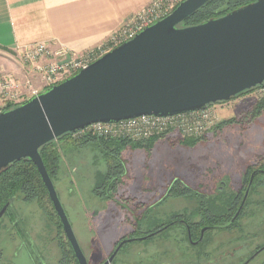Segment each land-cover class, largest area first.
<instances>
[{"label":"rangeland","instance_id":"obj_1","mask_svg":"<svg viewBox=\"0 0 264 264\" xmlns=\"http://www.w3.org/2000/svg\"><path fill=\"white\" fill-rule=\"evenodd\" d=\"M7 57L0 50V65L11 61ZM2 70L0 74H9ZM261 100L264 90L256 89L219 104V122L235 123L220 129L217 125L193 147L165 140L150 151L125 149L121 156L125 175L112 200L95 193L107 173L102 152L87 146L63 156L54 185L88 263L102 264L122 241L167 225L178 214L183 213L186 220L201 201L219 198L223 203L233 194L243 195L250 173L264 160V113L246 117ZM221 180L228 186L219 194ZM261 180L264 177L258 176L254 181L245 209L231 227L205 231L203 242L194 245L187 239L185 226L177 225L149 241L128 244L112 264H244L264 246ZM176 181L198 196L169 197L156 205ZM190 220L199 223L201 217ZM61 232L36 202L16 200L0 222V264H61L60 244L67 241ZM234 249L230 258L218 260ZM252 258L249 264H264V251Z\"/></svg>","mask_w":264,"mask_h":264},{"label":"water","instance_id":"obj_2","mask_svg":"<svg viewBox=\"0 0 264 264\" xmlns=\"http://www.w3.org/2000/svg\"><path fill=\"white\" fill-rule=\"evenodd\" d=\"M210 1L185 0L165 19L88 68L0 112V173L16 161L33 162L78 264L89 263L40 155L43 146L96 123L201 111L264 85V0L218 19L180 27ZM251 186L252 182L226 226L240 215ZM13 203L0 211V222ZM168 227L122 241L103 264H112L129 242L152 239Z\"/></svg>","mask_w":264,"mask_h":264},{"label":"trees","instance_id":"obj_3","mask_svg":"<svg viewBox=\"0 0 264 264\" xmlns=\"http://www.w3.org/2000/svg\"><path fill=\"white\" fill-rule=\"evenodd\" d=\"M256 1L258 0H211L208 4H206L200 10H198L196 13H194L192 16L186 19L180 25V27L196 26L204 22H207L208 20L211 19H218L224 17L227 14L241 7L254 3ZM256 89L264 90V85L262 87H257ZM256 89L246 91L241 95H239L237 98H240ZM15 107L18 106L7 105L5 108L2 109V112L11 110ZM263 113H264V100H261L258 101L251 108V110L248 112L246 117L256 118L261 116ZM234 123L235 120L221 122L216 129H220L223 126L231 125ZM203 138L184 139L180 135H172V136L153 138L144 142H132L123 139H104L89 134L80 136L78 138H74L71 134H66L58 138L57 140L43 146L40 149V155L54 183V179L57 178L59 174L63 156H66V154L70 153L71 151L76 152L87 146H91V147L93 146L97 148L100 152H102L103 156L106 159L107 173L102 178V181L97 184L98 186L95 189V193L98 197L102 199L112 200L113 197L118 193L119 187L122 184V178L125 175V165L121 157L125 149L130 148L132 150L142 149L145 151H150L157 144V142L164 139H167V141L174 140L184 146L193 147L198 140L200 141ZM255 170H264V160H262L252 171ZM253 184L254 182L252 183L250 192L253 188ZM247 189H248V185L246 186L243 195L241 192L238 194H233L228 198V200H226L223 203L219 198L217 201L214 202L211 199V202L209 201L210 203L207 202L208 200L201 201V204L199 205L198 209L194 211L193 214L187 213V215L189 216L186 218L185 228H186L188 241L190 242L189 235H191L192 241L195 240L199 241L202 230L206 229L207 227H209V229H207L206 232H210L216 229H227L231 227L233 224H235L237 221L234 222L232 225L229 226L225 225L239 211V208L242 205V201ZM197 196L198 194H196V192H193L190 188L186 187L184 184L182 185L181 181H176L174 185L169 187L167 194L161 200V202H159L156 205L163 204L164 199H167L169 197L171 198L183 197L184 199H188V198H196ZM12 200H14V202L16 200H22L24 203L36 202L40 206V208L44 211V213L51 219V221L55 222L59 226V229L62 231L61 233L64 232L62 224L58 216L56 215L54 207L49 198L48 191L45 185L43 184L38 169L33 164V162H31L28 159H22L20 161H16L12 163L8 169L0 173V211L4 208V206H6ZM245 205L246 203L244 204L240 212V215L238 216V219L242 215V212L245 209ZM11 208L12 206L8 209L5 215H7L10 212ZM199 216L201 217V221L199 223L189 222L190 218L199 217ZM175 218H181V217L176 216L174 217V220ZM172 221L167 225H163V224L158 225V227L153 231H148L142 235L138 234L136 238H141L150 235L152 233L161 230V228L163 229L165 226H169L163 233L158 235L160 236L162 234H165L167 231L173 229L175 226L181 225L179 223L171 224ZM135 242H140V241L135 240L129 242L128 244ZM202 242H200L199 244H201ZM128 244H126L125 246H127ZM60 246L64 257L61 264H78L69 241L67 240L66 242H61Z\"/></svg>","mask_w":264,"mask_h":264},{"label":"built area","instance_id":"obj_4","mask_svg":"<svg viewBox=\"0 0 264 264\" xmlns=\"http://www.w3.org/2000/svg\"><path fill=\"white\" fill-rule=\"evenodd\" d=\"M184 1L153 0L123 23L104 44L86 53L71 52L61 44L54 48L52 42H39L19 48V56L28 69L23 79L10 74H0V112L7 105L20 106L88 68L105 54L134 39L144 29L165 19ZM42 60L48 62L41 65ZM34 73L40 75V88L34 85L32 79ZM218 106L219 104H212L201 111L166 117L149 115L116 123H96L71 135L78 138L89 134L104 139H123L132 142H144L172 135L200 139L220 124Z\"/></svg>","mask_w":264,"mask_h":264},{"label":"crops","instance_id":"obj_5","mask_svg":"<svg viewBox=\"0 0 264 264\" xmlns=\"http://www.w3.org/2000/svg\"><path fill=\"white\" fill-rule=\"evenodd\" d=\"M152 1L0 0V50L11 60L0 67L23 79L28 66L20 58L18 49L39 42H52L54 48L61 44L78 54L93 50ZM47 62L42 60L40 64ZM32 79L40 88L39 73H34Z\"/></svg>","mask_w":264,"mask_h":264},{"label":"flooded vegetation","instance_id":"obj_6","mask_svg":"<svg viewBox=\"0 0 264 264\" xmlns=\"http://www.w3.org/2000/svg\"><path fill=\"white\" fill-rule=\"evenodd\" d=\"M258 176H262V177H264V170H255V171H252L251 173H250V177H249V182H248V186H249V184L252 182H254L255 180H256V178L258 177ZM261 182V184H262V186L261 187H263L262 189L264 190V181H260ZM219 184H220V186L218 187V193L219 194H222V193H224V190H225V188L228 186V183L225 181V180H221L220 182H219ZM177 217H181V218H175V220H173L172 221V223L171 224H173V223H179V224H181V225H183V226H185L186 227V220H184L183 219V213H181V214H178V215H176ZM235 217V215L232 217V219ZM232 219L229 221V222H231L232 221ZM238 220V218L236 219V221ZM235 221V222H236ZM229 222H227L225 225H227V224H229ZM165 227H167V226H165ZM162 229V228H161ZM207 229H209V227H207L206 228V230ZM204 236V235H203ZM203 236H202V233H201V236H200V239H199V241H202V238H203ZM190 239V238H189ZM199 241H196V242H194V241H192V237H191V240H190V242L191 243H194V245L195 244H197V242H199ZM116 250V249H115ZM262 251H264V246H262L261 248H259L258 249V251L255 253V254H258V253H260V252H262ZM236 252V250L234 249L232 252H227V253H224V254H222L221 256H219L218 257V260L219 259H221V260H223V259H226V258H230L229 256L231 255V254H233V253H235ZM114 253V252H113ZM112 253V254H113ZM111 254V255H112ZM254 254V255H255ZM111 255L109 256V258L111 257ZM254 255L253 256H251V258H249L244 264H249L251 261H252V257H254ZM118 256V255H117ZM228 256V257H227ZM108 258V259H109ZM107 259V260H108ZM116 259V258H115ZM106 260V261H107ZM105 262V261H104ZM103 262V263H104Z\"/></svg>","mask_w":264,"mask_h":264},{"label":"bare ground","instance_id":"obj_7","mask_svg":"<svg viewBox=\"0 0 264 264\" xmlns=\"http://www.w3.org/2000/svg\"><path fill=\"white\" fill-rule=\"evenodd\" d=\"M231 101H232V100H231ZM231 101H230V102H231ZM228 103H229V102H228Z\"/></svg>","mask_w":264,"mask_h":264}]
</instances>
